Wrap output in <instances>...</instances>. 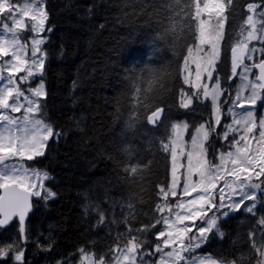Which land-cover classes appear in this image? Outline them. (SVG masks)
I'll return each mask as SVG.
<instances>
[{
    "label": "snow or ice",
    "instance_id": "6c2138e0",
    "mask_svg": "<svg viewBox=\"0 0 264 264\" xmlns=\"http://www.w3.org/2000/svg\"><path fill=\"white\" fill-rule=\"evenodd\" d=\"M234 5L235 0L167 3L172 15L152 44L171 41L174 49L186 48L176 71L192 91L179 90V107L188 110L194 101H210V119L195 127L190 141L185 140L189 124L183 121L172 123L167 140L160 141V150L169 157L170 179L156 186L158 202L153 223L137 228L126 218L124 239L117 237L110 258L97 257L81 248L80 264H237L197 253L210 235L223 238L222 219L241 209L255 216L258 193H264V114L257 116L256 112L258 103L264 102V0L246 3L245 18L231 45V75L227 79L240 80L233 95L222 85L217 65L226 35L227 13ZM47 20L43 0H25L22 6L15 0H0V229L13 218L19 222L18 237L0 241L3 264L9 260L12 264H26V220L34 207L33 198L46 203L56 197L44 183L51 179L48 172L24 163L44 156L49 140L61 135L40 118L48 95L44 82L47 52L43 45L48 39L44 33L52 29L46 27ZM183 20L188 21L193 41L182 45ZM21 32L32 33L30 40L22 41ZM168 75L164 69L147 65L139 73L133 70L129 129L140 120L141 111L146 113L149 125L162 123L165 107L156 103V93L164 89ZM36 79L39 83L35 87H21ZM16 113L21 115H13ZM228 117L230 122L222 123ZM214 136L227 150H217L210 159L208 149ZM149 164L126 166L124 172L143 178ZM127 209L128 216H133L132 203L127 204ZM97 212V224H104L105 213L100 209ZM150 232L155 236L152 244L145 236ZM248 242L250 260L264 264V216L249 231Z\"/></svg>",
    "mask_w": 264,
    "mask_h": 264
},
{
    "label": "trees",
    "instance_id": "16d2710c",
    "mask_svg": "<svg viewBox=\"0 0 264 264\" xmlns=\"http://www.w3.org/2000/svg\"><path fill=\"white\" fill-rule=\"evenodd\" d=\"M168 2L44 0L46 26L52 31L44 33L48 37L43 45L48 95L40 118L61 135L49 140L44 156L25 161L29 167L48 172L51 179L44 182L45 186L56 193L46 203L35 198L30 227H40L41 231H28L26 264H79L81 248L109 259L117 237L124 239L126 218L137 228L153 223L156 186L170 179L169 157L160 150V141L167 140L172 122L186 120L190 134L210 119V101H194L188 110L179 107V90L192 91L176 71L186 48L174 49L171 41L152 44L153 37L169 23L172 13L166 7ZM248 2L251 0H235L227 13L217 65L222 84L227 86L230 84L224 80L230 74L231 45ZM180 22L185 24L181 44L192 43L188 21ZM146 65L170 73L164 89L156 93V103L165 107V118L153 127L141 111L140 120L129 129L131 77L134 69L139 73ZM217 150L226 147L221 148V141L214 136L208 149L210 159ZM136 163L149 164L143 178L124 172L126 166ZM128 203L135 209L131 217ZM97 209L105 213L104 224H97ZM261 210L264 212L259 207L253 216L241 209L222 219L223 238L210 235L201 251L224 261L254 264L249 258L248 233L256 227ZM145 236L154 243L151 232Z\"/></svg>",
    "mask_w": 264,
    "mask_h": 264
},
{
    "label": "rangeland",
    "instance_id": "374dc122",
    "mask_svg": "<svg viewBox=\"0 0 264 264\" xmlns=\"http://www.w3.org/2000/svg\"><path fill=\"white\" fill-rule=\"evenodd\" d=\"M15 2L16 3H18L19 5H23L24 3H25V0H15ZM43 6H44V8H45V5H44V0H43ZM46 10V9H45ZM4 22H8V21H4ZM47 27V26H46ZM0 30H2V23H0ZM31 36H32V33H30V32H21V39H22V41H29L30 40V38H31ZM235 43V42H234ZM193 68H194V66H193ZM254 71H256V70H254ZM219 74V73H218ZM21 75H23V73H21ZM231 75V67H230V74L225 78V80H224V83H227V84H230L229 86H227V85H225V84H222L224 87H226V88H229V90L233 93V95L235 94V89H236V86L237 85H239V83H240V80H239V78L237 77V78H234L231 82H229L228 81V77ZM219 76H220V74H219ZM220 78H221V76H220ZM222 81H223V79L221 78V83H222ZM35 82V81H34ZM34 82H32L30 85L29 84H23V85H21V87L22 88H27V87H29V86H31V87H35L36 86V84H38L39 83V80H37L35 83ZM34 83V84H33ZM223 99V98H222ZM263 103V104H262ZM227 110V105H225L224 106V111H226ZM256 112H257V116H259V115H261V114H264V102H261V103H258V105H257V108H256ZM13 115H21V113H16V114H13ZM230 117H228L226 120H224V123H227V122H230ZM187 122L186 120H174L172 123H174V122ZM223 123V122H222ZM199 126V125H198ZM197 126V127H198ZM195 130V129H194ZM194 130H193V132H194ZM222 130V129H221ZM192 132V133H193ZM192 133H190L189 134V132L187 131V133L185 134V140H188V141H190V139H191V135H192ZM227 150V149H226ZM24 163H25V161H24ZM26 164V163H25ZM28 166V165H27ZM29 167V166H28ZM29 168H33V167H29ZM42 171V170H41ZM258 195H259V197H260V199L258 200V202H257V207H256V212H257V209L259 208V207H261V209L263 208L264 209V193H258ZM174 202V201H173ZM248 204H251L252 202L251 201H248L247 202ZM263 204V205H262ZM262 205V206H261ZM258 214H259V216H260V214H261V217L262 216H264V212H262V210L261 211H259L258 212ZM197 253L199 254V255H211V254H208V253H204L203 251H201V248L200 249H198L197 250ZM211 256H213V255H211ZM214 257V256H213ZM216 258V257H215ZM147 259V258H146ZM218 259V258H217ZM79 264H80V261H79Z\"/></svg>",
    "mask_w": 264,
    "mask_h": 264
},
{
    "label": "flooded vegetation",
    "instance_id": "af4514ba",
    "mask_svg": "<svg viewBox=\"0 0 264 264\" xmlns=\"http://www.w3.org/2000/svg\"><path fill=\"white\" fill-rule=\"evenodd\" d=\"M34 204H35V198H33V205ZM32 212H33V209L29 213L27 220H26V225H27L28 231H41L40 227L37 229L36 228L32 229L30 227V223H31L30 215ZM18 226H19L18 218H13V220L10 222L9 225H7L4 229H0V241H10L14 237H18V231H17ZM28 250H29V247H28V243H27V245L25 247V252H27ZM25 257H26V254H25ZM0 264H3V261H0ZM8 264H12L11 260L8 261Z\"/></svg>",
    "mask_w": 264,
    "mask_h": 264
}]
</instances>
